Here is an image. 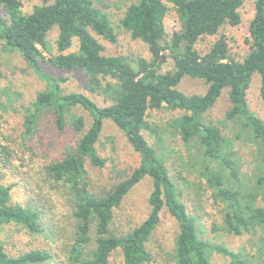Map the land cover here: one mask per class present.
<instances>
[{
    "label": "trees",
    "instance_id": "obj_1",
    "mask_svg": "<svg viewBox=\"0 0 264 264\" xmlns=\"http://www.w3.org/2000/svg\"><path fill=\"white\" fill-rule=\"evenodd\" d=\"M244 2L131 0L119 26L129 38L141 42L147 54L132 58L105 52L104 43H115L119 33L98 6L102 0H42L28 12L23 10L21 0H0V40L46 82L31 106L25 108L24 138L34 133L37 121L47 112L53 114L58 130L69 125L80 133L73 146L31 176L35 187L31 189L38 195L49 181L62 186L69 195L73 223L66 258L70 264H111L115 253L121 256L118 264L151 263L148 242L165 211L175 220L177 234L171 251H165L160 264H212L211 253L228 258L230 264H264V120L249 109L247 101V91L257 77L258 97L264 105V0L253 1L247 26L249 51L241 59L231 54L220 32L225 24L240 22L239 9ZM171 12L177 24L168 32L165 19ZM54 31L56 53L45 57L43 51L49 53L48 36ZM209 37L213 40L202 48L201 41ZM168 60L172 67L161 71ZM43 61L83 75L86 88L103 95L107 103L98 105L81 92H63L61 82L65 77L43 72ZM185 77L202 80L205 92L188 94L180 90ZM225 89L228 107L217 124L206 119L205 114ZM163 107L178 110L180 114L171 121L172 127L184 143L196 145V156L188 157L192 164L188 169L198 171V179L203 180L214 202H220L221 229L238 236L259 232L251 243L256 252L233 251L199 235L180 190L143 133L150 130L157 134L158 128L148 123L147 115ZM76 108L90 116L87 128L85 118L74 111ZM4 110L0 100V118ZM105 120H111L122 131L139 154V164L124 179L95 192L88 182L85 160L93 166H103L105 160L95 144ZM228 123L237 128L235 137L244 133L250 139L252 147L248 145L246 152L248 173L241 172L245 166L242 152L233 150L230 138L221 132L219 126ZM199 164L202 165L198 167ZM145 177L152 180L147 216L131 229L116 232L115 209ZM243 180L254 183L249 185ZM198 184L202 186V181ZM15 185H5L0 180V230L13 224L34 234L42 233L41 210L30 203L11 201ZM57 238L65 237L59 234ZM52 261L53 255L43 249L10 255L0 240V264Z\"/></svg>",
    "mask_w": 264,
    "mask_h": 264
},
{
    "label": "rangeland",
    "instance_id": "obj_2",
    "mask_svg": "<svg viewBox=\"0 0 264 264\" xmlns=\"http://www.w3.org/2000/svg\"><path fill=\"white\" fill-rule=\"evenodd\" d=\"M21 1L25 12L42 2V0ZM130 1L102 0V3H97L108 14L112 25L119 33L115 43H104L105 52L132 58L145 57L147 54L143 44L129 38L127 32H123L125 30L119 26L123 11ZM253 1L245 0L239 9L241 20L238 24H225L220 30L226 37L231 54L237 59H241L249 51L246 40L247 26L253 14ZM0 15L3 16L1 7ZM165 24L168 32L176 27V17L172 12L167 15ZM55 37V31L49 34V53L43 51L45 57H48L50 53H56ZM212 40L213 37L202 40V48ZM171 67L172 63L168 60L161 71ZM41 69L55 77H65V81L61 82L63 92H81L98 105L107 103L103 95L92 93L86 88L83 75L54 68L47 61L41 62ZM258 85L259 79L254 77L247 91V101L249 109L264 120V105L258 97ZM45 87V80L35 74L16 51L8 48L0 40V100L5 105L0 118V180L5 185L16 184L10 192L12 202L22 205L30 203L41 210L43 227L42 233L34 234L20 226L7 224L0 230V240L10 255H18L31 249H43L53 255L52 263L70 264L66 258L68 251L66 246L69 244L68 237L73 223L69 195L62 186H55L50 181L46 183L47 186L44 185L43 192L38 195L31 189H35L31 176L37 169L60 157L66 149L73 146L80 133L74 131L69 125H66L63 130H58L53 114L47 112L43 113L37 121L34 133L24 138L26 136L25 108L31 106L37 92ZM179 89L188 94H201L205 92L206 85L200 79L185 77L179 84ZM227 107L228 98L225 89L206 112L205 118L218 124L223 119ZM74 111L85 118L87 128L91 121L88 113L80 108ZM179 114L178 110L167 107L150 111L147 121L151 126L158 128V132L155 134L153 131L144 130L143 133L148 142L156 148L167 167L169 176L180 190L181 199L185 203L187 212L194 217L199 235L208 242L222 244L233 251L256 252V248L251 243L257 239L259 232L243 233L238 236L221 229L223 223L220 202H214L203 180L198 179V171L188 169L189 164L192 166L188 157L196 156V145L194 142L190 145L184 143L172 127L171 121ZM219 127L221 132L230 138L232 149L237 150L238 153L242 152V162L245 166L241 172L248 173L249 155L246 152H248V145L252 147L250 139H247L244 133L240 137H235L237 128L232 124L228 123ZM95 147L105 162L102 167H96L85 160L87 178L92 191L101 192L104 188L124 179L139 164V154L129 145L122 131L111 120L104 121ZM201 165L199 164L198 167ZM201 181L202 186H199L198 183ZM243 181L249 185L254 183V180ZM151 190L152 180L149 177L143 178L131 188L121 205L115 209L113 227L116 232L131 229L147 216L150 209L148 198ZM259 204H261L260 201ZM59 234L65 238L56 240ZM176 234V222L165 211L159 227L148 242L152 255V262L149 264L163 263L165 251H171ZM120 258L119 253L113 254L110 259L111 264H118ZM210 261L212 264H230L228 258L217 253L210 254Z\"/></svg>",
    "mask_w": 264,
    "mask_h": 264
}]
</instances>
